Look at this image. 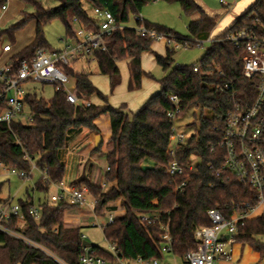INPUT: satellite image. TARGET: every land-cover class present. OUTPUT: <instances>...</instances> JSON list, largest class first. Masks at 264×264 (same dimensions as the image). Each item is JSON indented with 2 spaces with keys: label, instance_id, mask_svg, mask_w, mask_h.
Instances as JSON below:
<instances>
[{
  "label": "trees",
  "instance_id": "trees-1",
  "mask_svg": "<svg viewBox=\"0 0 264 264\" xmlns=\"http://www.w3.org/2000/svg\"><path fill=\"white\" fill-rule=\"evenodd\" d=\"M24 6H31L33 11H21V19L6 29L0 28V50L5 43L12 51L4 54L15 67L26 59L34 57L39 49L51 50L44 34V26L53 20H59L65 27L66 41L76 40V25L88 30H98V20L88 14L84 7L85 0H54L56 7H47L41 0H21ZM93 7L108 8L118 23L127 24L131 15L140 13L154 0H88ZM167 3H179L185 15L191 17L199 14L197 20L188 24V35L181 36L172 29L153 25L161 32L172 36L171 40L184 45L195 46L197 39L213 36L224 38L228 34L249 28L250 33L264 37V0L253 3L235 20L233 25L219 34H214L218 23L217 16H209L194 0H161ZM6 0H0V8ZM34 22V38L29 45L15 51L16 34L25 26ZM214 34V35H213ZM3 36L8 41L2 43ZM167 42L165 55L155 53L157 63L166 74L158 80L159 91L135 112H127L126 105L112 107L108 96L103 94L91 81L90 72L65 65L63 68L70 78L75 80L74 93L78 103L67 100V91L55 86L54 96L46 100L36 91H28L24 102L28 113L33 116L31 123L18 119L11 124L0 122V170L3 166L32 175L33 166L41 173L35 184V190L41 192L44 199L35 206L30 194L20 200V213L10 216L3 223L28 240L43 246L56 255L65 264H80L84 253L85 241L82 227H67L64 224V211L78 205L66 201L53 202L51 187L62 184L65 165L61 151L65 148L69 133L74 130L87 129L99 132L95 120L108 114L111 120V136L108 140L110 151L106 155V191L99 183L80 177L74 185L87 186L90 196L96 200V214L103 215L108 203L120 200L125 214L117 217L104 230L105 239L117 246L122 256L133 260L138 256L146 259H163L164 240L162 224L144 223L140 215L152 214L169 224L172 237V254L181 260L197 247L195 230L210 224L207 211L219 208L229 217L238 206L253 201V194L231 172L224 171L220 176L209 168L211 164L220 167V153H210L212 146L221 140L220 132L214 130L222 126L220 117L233 106L227 92H222L225 84L234 85L237 98L244 105H250L255 98V87L242 75V58L244 50L236 48L228 41L210 43L205 55L198 64L174 65L173 49ZM154 40L139 37L132 28L117 29L106 38V50H97L92 56L99 72L110 79L113 91L121 83L118 63L127 61L129 68L128 90L135 91L141 87L145 72L142 69L141 55L150 51ZM87 61V62H89ZM200 65V71L194 67ZM212 71V74L208 72ZM97 95L103 104L91 102ZM172 95L179 98L180 114L183 116L191 107L200 110L194 134L178 150V159L188 163L196 156L199 159L196 168L186 171L176 178L178 183L188 181L185 192L176 191L174 179L166 171L172 160L169 153L170 138L173 134L175 119L168 113L175 109ZM82 101H88L85 105ZM1 110V109H0ZM191 125V124H190ZM146 165V169L143 167ZM237 205V206H236ZM37 208V219L29 213ZM264 216L245 220L239 226L235 242L249 245L253 250L264 255ZM95 254L111 262L113 255L98 245H91ZM0 264H60L33 244L0 231Z\"/></svg>",
  "mask_w": 264,
  "mask_h": 264
},
{
  "label": "built area",
  "instance_id": "built-area-1",
  "mask_svg": "<svg viewBox=\"0 0 264 264\" xmlns=\"http://www.w3.org/2000/svg\"><path fill=\"white\" fill-rule=\"evenodd\" d=\"M8 9V1L0 8V22ZM94 15L98 20V30L76 31V40L66 41L63 49L47 50L39 49L30 60H22L17 67L11 64L10 60L4 58V54L12 51L10 44H5L0 50V122L11 124L13 120L22 119L29 123L33 121V116L28 113L24 102L25 94L28 92L23 84L26 82L50 83L63 87L67 91V100L70 103H78L74 91L67 90L69 76L64 70V66H73L75 63L92 56L97 50H106V38L114 31L122 28H132L139 37H147L152 40L166 39L171 42L172 36L161 32L155 27L148 26L140 13L134 15L137 25L128 27L125 23H118L113 13L106 7H94ZM215 41L231 42L236 48L243 49L242 75L251 81L255 87V98L250 105H244L237 98L234 85L225 84L222 92H227L229 100L233 103L230 110L220 117L222 126H216L215 131L220 132L221 140L216 146H212L210 153H220L222 163L220 167L213 164L209 166L216 176L228 171L235 175L239 182L249 188L253 194V202L243 203L238 207L242 210H235L229 217L219 208H210L207 211L210 224L198 227L195 230L197 247L189 251L182 262L184 264H214L218 260L230 259L229 247L235 243L239 226L245 220L252 217L264 216V37L250 33L249 28L240 32L228 34L224 38L215 39L209 36L205 39H197L196 45H203L205 42ZM173 42V41H172ZM177 43V42H176ZM179 44V43H178ZM181 45V44H180ZM189 46L188 43L184 44ZM195 72L200 71V65L194 67ZM212 74L213 72H208ZM171 100L176 104L175 109L168 113L170 118L176 119L181 112L179 98L172 95ZM89 105L88 101H82ZM169 153L172 160L167 164L166 171L174 179L176 191L185 192L188 181L178 183L176 178L196 168L193 160L184 163L178 159V150L186 142V136L177 132L173 127V134L170 138ZM173 142V143H172ZM11 174L21 178H29V174L3 166ZM33 170H37L33 166ZM55 193L51 195L53 202L66 201L71 205L86 206L96 214V200L90 196L87 186H64L54 184ZM237 206V205H236ZM20 213V205L6 201L0 206V231L20 238L33 244L35 247L48 254L49 251L43 246L34 243L22 234L7 227L3 221L12 215ZM35 218L40 217V212L33 207L29 210ZM110 214L107 223L97 222L95 215V225L104 230L117 218V211ZM140 221L148 224L159 222L162 224V238L164 245L162 252L172 254V237L169 234V224L163 223L157 215L142 214ZM85 240V235H82ZM86 241V240H85ZM84 253L80 257V264H179L177 261L165 262L163 259H146L138 256L133 260L125 259L117 246L109 243L107 249L114 257L111 262L95 254L90 244L84 245ZM53 257L52 254H48ZM61 264V262H59Z\"/></svg>",
  "mask_w": 264,
  "mask_h": 264
},
{
  "label": "rangeland",
  "instance_id": "rangeland-1",
  "mask_svg": "<svg viewBox=\"0 0 264 264\" xmlns=\"http://www.w3.org/2000/svg\"><path fill=\"white\" fill-rule=\"evenodd\" d=\"M7 1L8 9L5 12L4 18L1 22V29L9 28L10 26L17 23L21 19V11L23 9H25L28 13H31L33 11L31 6L28 5L25 7L24 3L21 0ZM41 1L45 6L51 8L58 5V3L54 0ZM84 7L87 10L88 14L94 17V7L88 0L84 1ZM140 14L149 23L172 29L181 36H186L189 33L188 24L190 22V17L184 14L179 3H167L164 1L153 2L146 5L142 9ZM34 25V22L31 21L25 26L23 30L19 31L16 34V44L14 47L15 51H19L31 43L34 38ZM136 25L137 23L134 20V15H131L127 26L134 27ZM80 28L81 26L76 25L77 30ZM44 34L47 42L50 44L53 50L63 49L65 47L66 31L64 25L59 20H53L52 22L46 24L44 26ZM8 39V37L3 36L2 43L7 42ZM73 41L74 40L69 42ZM169 47L174 51V65L191 66L193 64H198L201 61L207 49L210 47V43L205 42L200 46H185L176 43V41H173L171 44H169ZM166 50L167 40L162 39L155 40L152 44L151 50L143 52L142 69L145 72V75H143L141 87L135 91H129L127 87L129 79V68L127 67L126 61H121L118 63L121 73V83L113 91H111L110 88L109 77L99 72L97 63L93 59H91L89 62L81 60L76 63L75 66L77 69L81 70L83 68L90 72L91 81L102 93L108 96L109 103L112 107H118L122 103H127L129 108L132 109L130 103L132 104L133 100L134 102H137L135 98L136 95L140 96L144 93H149L146 100L143 102L144 104L149 99V97L159 91L158 80L164 77L166 72H164L162 66L157 63L155 53L165 55ZM23 87L27 91H36L46 100H50L55 93V86L54 84L50 83L29 81L24 83ZM74 87L75 80L69 77L66 88L67 90L74 91ZM153 89L155 90L153 91ZM91 100L94 102H100L99 98L96 96H93ZM139 107L136 108V110L139 109ZM133 111L135 112V110H132L130 112ZM199 115L200 110L196 107H191L183 116L176 118L174 121V128L177 132H181L186 136V141H188L191 135L195 133L197 126L196 122ZM95 154L99 158L97 161V170L95 173V177L98 180L99 176H104L106 173L107 161L104 154H102L101 152H96ZM193 162L195 165H197L199 162L198 157L194 156ZM31 175V177L24 179L19 177L18 175L11 174L9 170H6L2 167L0 170V206L6 201H11L13 204H18L20 200H25L28 194H30L31 198H33L35 206H38L39 202L44 199V196L41 192L36 191L34 188L36 182L41 176V173L38 170H33ZM110 186V183H106V187H104V190L107 191ZM55 189L56 188L53 185L50 190L51 195L55 193ZM112 204L117 205L118 210H123L125 212L123 206L120 203V200H117ZM107 206H111V204H107ZM110 214L116 215L113 210H110L108 208H105V212L103 215H98L94 214L86 206H72L66 208L64 211V224L67 227H82L81 231L86 237L85 240L90 245H98L99 247L108 249L109 242L105 239L103 230L99 226L94 224L96 222L94 216H97V222L107 223ZM120 214L121 212L119 213V215ZM261 240L264 242V236L261 237ZM49 253L52 254V258H54L58 262H61V264H65L52 252L49 251Z\"/></svg>",
  "mask_w": 264,
  "mask_h": 264
},
{
  "label": "crops",
  "instance_id": "crops-1",
  "mask_svg": "<svg viewBox=\"0 0 264 264\" xmlns=\"http://www.w3.org/2000/svg\"><path fill=\"white\" fill-rule=\"evenodd\" d=\"M158 1L161 2V0H154L153 2H158ZM194 1L209 16L218 17V23H217L215 31L213 32L214 34H219L223 32L224 30H226L227 28H229L231 25H233L235 20L251 5V3L254 2V0H194ZM199 17H200L199 14H194L193 16L190 17V21L197 20ZM3 18L4 16L2 17V20ZM1 22H0V25H1ZM82 29L86 32L92 31V30L85 29L82 26L77 31L82 30ZM126 64H127V61H126ZM141 64H142V55H141ZM127 67H128V64H127ZM129 77H130V73H129ZM109 82H110V79H109ZM128 82H129V79H128ZM127 87H128V84H127ZM154 90L155 89H153V91ZM148 94L149 93H144L140 96L136 95L135 98L137 102H134L133 100V103L132 104L130 103V105L132 106V109L129 108L127 103H122L121 105L123 104L126 105L127 112H130L132 110L136 111V108H138L139 106L141 107L143 102L146 100ZM94 96L98 97L97 95H94ZM99 100L100 102H94L92 100L91 102L97 105L103 104V101L100 98ZM95 123L97 127L99 128L98 133L91 132L87 129L74 130L69 133L67 144L65 148L62 149L61 151V158L65 165V176H64L62 185L75 186L74 185L75 181H77L80 177H85L89 179L91 182L99 183L103 187H106V182L104 181L106 173L104 176H99L98 180L95 177V173L97 170V161L99 159L95 153L101 152L102 154H104L105 159H106V155L110 151V145L108 142L111 136L110 116L108 114H103L95 120ZM106 172H107V168H106ZM112 203L113 202L108 203V204H111V206L106 205L105 208H108L113 211H117V217L125 213L123 210L122 211L118 210L117 205L112 204ZM105 208H104V212H105ZM120 212L121 214L119 215ZM253 218H257V217H252L251 219ZM229 250L231 253L230 259L218 260L214 264H264V255L260 256V253L253 250V248L250 247L249 245H243L241 243L235 242L233 245L229 247ZM163 260L168 263L177 261L179 264H184L180 258L170 253L165 254L163 256Z\"/></svg>",
  "mask_w": 264,
  "mask_h": 264
},
{
  "label": "water",
  "instance_id": "water-1",
  "mask_svg": "<svg viewBox=\"0 0 264 264\" xmlns=\"http://www.w3.org/2000/svg\"><path fill=\"white\" fill-rule=\"evenodd\" d=\"M143 168L146 169L147 167L144 166ZM88 244H89V243H88L87 241H84V242H83V245H88Z\"/></svg>",
  "mask_w": 264,
  "mask_h": 264
}]
</instances>
